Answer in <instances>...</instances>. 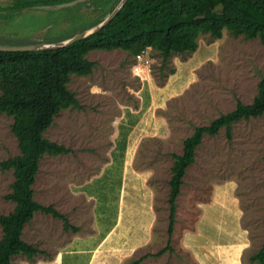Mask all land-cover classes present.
<instances>
[{"label": "rangeland", "instance_id": "1", "mask_svg": "<svg viewBox=\"0 0 264 264\" xmlns=\"http://www.w3.org/2000/svg\"><path fill=\"white\" fill-rule=\"evenodd\" d=\"M73 1L76 0H62L50 7L25 8L21 12L10 13L7 6L11 0H0V40L8 42L5 43L7 45L34 40L59 41L99 24L116 9L121 0H97L102 1L99 6H94L95 0L70 4ZM198 42L221 43L220 53L217 60L199 69L195 82L170 99L167 107H164L162 114L166 116L173 134L171 156L163 158L164 164L160 168L159 165L156 167L164 181H167L171 168L169 162L173 163L175 152H182L185 138L197 126L207 125L221 113L234 109L238 99L251 103L264 77V43L259 38L234 36L224 29L221 38L207 33L202 34ZM88 57L96 62L93 72L87 76L73 74L68 84L77 93L84 108L62 110L45 132L48 138L67 145L72 151L44 155L34 184L37 197H40L43 187L49 188L48 185L54 195L55 187L66 182L63 179L66 176L80 181L98 173L106 160L105 154L110 148L117 121L129 106L138 105L139 89L146 79L133 72L134 55L123 49H113L92 50ZM162 61L161 54L153 49L149 77L157 84L164 83L174 69L171 58L165 64ZM12 123L13 117L0 111V161L20 154ZM232 132V138L227 136L225 127L217 135H204L197 147L195 161L187 170L182 199L186 203H191V199L205 200L209 198L216 181L237 178L246 210L245 224L252 237L246 264H259L252 256L264 245V115L235 122ZM154 156L150 164H153L152 159H161L158 154ZM109 171L94 185L100 186L108 180ZM155 179L159 182L158 178ZM14 180L12 169L0 167V213L6 214L15 208L16 203L5 197L12 192ZM158 182V200L169 204L170 192H167L165 184L160 187ZM120 183L121 177L115 175L107 192V200L112 196L114 200L118 198L114 189ZM158 210L160 219L156 229L163 233L168 222L163 224L162 221L168 219L170 211L168 206L162 205ZM190 210L193 214L191 218H194L198 209ZM2 236L0 224V239ZM24 256H14L11 264H22Z\"/></svg>", "mask_w": 264, "mask_h": 264}, {"label": "crops", "instance_id": "2", "mask_svg": "<svg viewBox=\"0 0 264 264\" xmlns=\"http://www.w3.org/2000/svg\"><path fill=\"white\" fill-rule=\"evenodd\" d=\"M220 45L199 43L195 52L173 55L174 70L162 84L150 80V75L145 78L138 105L129 106L117 121L98 173L80 181L66 176V182L55 187L54 195L48 185L37 197L34 185L35 199L53 205L71 227L65 229L62 218L36 212L25 225L22 237L40 252L32 259L24 256L22 264H129L136 260H140L139 264H246L252 237L245 224L246 210L237 178L216 181L209 198L191 199V203L182 199L181 187L172 249L159 253L168 243L169 216L162 221L168 222L166 232L156 229L158 207L169 209V204L158 200L155 178L160 187L166 185L169 193L173 165L169 162L167 181L162 180L156 167L160 168L163 158L171 156L173 144L171 128L162 112L170 99L195 82L203 65L217 60ZM155 154L161 161L152 159L150 164ZM109 169L108 180L95 186ZM115 175L121 177L120 186L114 189L118 198L114 200L111 195L107 200ZM190 208L198 209L194 218Z\"/></svg>", "mask_w": 264, "mask_h": 264}, {"label": "trees", "instance_id": "3", "mask_svg": "<svg viewBox=\"0 0 264 264\" xmlns=\"http://www.w3.org/2000/svg\"><path fill=\"white\" fill-rule=\"evenodd\" d=\"M61 1L11 0L7 10L18 13L25 8L54 5ZM93 2L94 6H99L102 1ZM224 29L234 36L259 38L264 43V0H127L104 27L71 44L36 50H0V111L13 117L11 128L20 148L19 155L0 161L1 168L13 170L15 180L12 192L5 197L16 203L13 211L0 213L3 228L0 264H11L13 257L20 254L32 259L40 252L36 245L22 237L25 225L36 212L62 218L65 229L71 227L66 216L53 205H44L35 199L33 186L45 154L59 155L72 151L67 145L48 138L45 132L62 110L84 108L77 93L68 84L73 74L87 76L93 72L96 62L89 59V52L123 49L135 56L151 47L161 54L165 64L174 54L195 52L202 34L209 33L214 38H221ZM59 41L34 40L25 44ZM5 43L8 42L0 40V44L7 45ZM263 115L264 77L251 103L238 99L234 109L221 113L207 125L197 126L185 138L182 153L173 154L168 198L169 239L159 253L172 249L176 201L184 176L195 161L197 147L204 135H217L225 127L227 136L232 138L235 122ZM252 259L264 264V245ZM139 263L140 260H136L129 264Z\"/></svg>", "mask_w": 264, "mask_h": 264}, {"label": "water", "instance_id": "4", "mask_svg": "<svg viewBox=\"0 0 264 264\" xmlns=\"http://www.w3.org/2000/svg\"><path fill=\"white\" fill-rule=\"evenodd\" d=\"M81 0H76L71 2L70 4H74L77 3ZM127 2V0H121L119 5L116 7V9L114 11L111 12V14L106 17L102 22H100L99 24L95 25L94 27L86 30L85 32H80L77 33L75 35H73L72 37L56 42V43H52V44H36V43H31V44H22V45H4V44H0V50H8V51H16V50H36V49H41V48H53V47H61V46H65L68 44H71L79 39L85 38L87 36H89L90 34L98 31L99 29H101L102 27H104L110 20H112L120 11V9L124 6V4ZM65 5V4H62ZM62 5H57V7H60ZM51 5H43L41 7H50Z\"/></svg>", "mask_w": 264, "mask_h": 264}, {"label": "built area", "instance_id": "5", "mask_svg": "<svg viewBox=\"0 0 264 264\" xmlns=\"http://www.w3.org/2000/svg\"><path fill=\"white\" fill-rule=\"evenodd\" d=\"M152 50L151 47H147L134 56L132 70L142 79L151 75Z\"/></svg>", "mask_w": 264, "mask_h": 264}]
</instances>
